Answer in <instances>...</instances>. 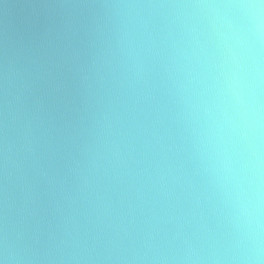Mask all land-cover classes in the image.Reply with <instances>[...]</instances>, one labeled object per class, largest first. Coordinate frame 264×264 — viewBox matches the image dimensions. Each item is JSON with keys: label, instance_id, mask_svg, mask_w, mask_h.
<instances>
[{"label": "clouds", "instance_id": "1", "mask_svg": "<svg viewBox=\"0 0 264 264\" xmlns=\"http://www.w3.org/2000/svg\"><path fill=\"white\" fill-rule=\"evenodd\" d=\"M0 264H264V0H0Z\"/></svg>", "mask_w": 264, "mask_h": 264}]
</instances>
